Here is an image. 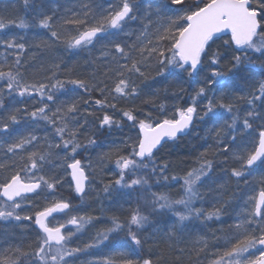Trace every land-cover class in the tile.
Segmentation results:
<instances>
[{
  "label": "snow or ice",
  "instance_id": "obj_1",
  "mask_svg": "<svg viewBox=\"0 0 264 264\" xmlns=\"http://www.w3.org/2000/svg\"><path fill=\"white\" fill-rule=\"evenodd\" d=\"M0 264H264V0L0 7Z\"/></svg>",
  "mask_w": 264,
  "mask_h": 264
},
{
  "label": "trees",
  "instance_id": "obj_2",
  "mask_svg": "<svg viewBox=\"0 0 264 264\" xmlns=\"http://www.w3.org/2000/svg\"><path fill=\"white\" fill-rule=\"evenodd\" d=\"M11 3V2H10ZM6 4H9L8 2H6L5 0H0V7H2V6H4V5H6ZM21 16H23L24 15V13H23V11H21ZM70 54L71 53H61V55L63 56V58H64V61H66L65 60V58L66 57H69L70 56ZM86 53L85 54H81L80 56H74V58L76 59V60H78V61H84V59H85V57H86ZM149 83L151 84L152 82L151 81H149ZM162 84V83H161ZM157 85H158V83H156V84H154L153 85V88H157ZM163 85V84H162ZM164 86V85H163ZM159 88H161V87H159ZM188 140V141H187ZM195 143V141H193V140H191V138H185L181 143H180V145H179V147H178V155H179V157H183V155H184V153L187 151V149H188V147H189V144L191 145V144H194ZM96 150H98V151H100L99 149H96ZM96 150H94V151H96ZM93 150H90L89 151V153H88V155H89V157H91V158H95V152H94ZM176 159H178V157L176 158ZM181 167H183V165H181ZM179 186L177 185L176 186V188H178ZM176 188H173L172 189V191L173 192H175L176 191ZM64 194L65 195H69V191H68V189L67 188H65L64 189ZM76 203L78 202V200L77 201H75ZM205 232H206V230H205Z\"/></svg>",
  "mask_w": 264,
  "mask_h": 264
},
{
  "label": "rangeland",
  "instance_id": "obj_3",
  "mask_svg": "<svg viewBox=\"0 0 264 264\" xmlns=\"http://www.w3.org/2000/svg\"><path fill=\"white\" fill-rule=\"evenodd\" d=\"M99 139H100V140H103L104 138H103V137H100ZM182 141H183V140H182ZM182 141H180V142H178V143H181ZM187 141H188V140H187ZM189 146H190V144H189ZM170 148H172V146H171ZM168 151H171V152L173 153V155L170 157V159L177 160V162H178V159H176V158L179 157V155H178V151H179V150H178V149H172V150H168ZM94 152H95V156H96L97 152H99V151L96 150V151H94ZM84 155L89 157L88 153H85ZM94 197H95V194L93 193V199H94ZM109 202H110L109 200H105V201H104V203H107V204H108ZM77 203H79V201H78ZM93 208L98 210V208H99L98 204H97V203H93ZM219 226H220V225H219L218 223H215V224L210 223L209 227L205 228L204 231L206 230V232H210V231L215 230V229L218 228Z\"/></svg>",
  "mask_w": 264,
  "mask_h": 264
},
{
  "label": "bare ground",
  "instance_id": "obj_4",
  "mask_svg": "<svg viewBox=\"0 0 264 264\" xmlns=\"http://www.w3.org/2000/svg\"><path fill=\"white\" fill-rule=\"evenodd\" d=\"M5 1L8 2V3H10V2L12 3L13 2V0H5ZM20 15H22L21 12H20ZM65 60H66L65 63H67L69 65V67H72L73 65H76L77 63L80 64V65H83V61L82 60L81 61L76 60L72 54H70L69 57H66ZM159 87H163V85L161 83H158L157 88H159ZM179 145H180V143L172 146V148L165 149V151L172 150V149H178ZM99 150H101V149H99ZM104 206H105V208L110 207L111 206V202H109L108 204L104 203Z\"/></svg>",
  "mask_w": 264,
  "mask_h": 264
}]
</instances>
